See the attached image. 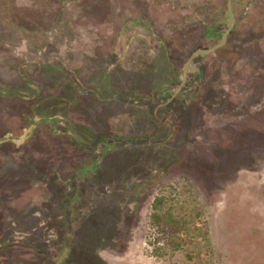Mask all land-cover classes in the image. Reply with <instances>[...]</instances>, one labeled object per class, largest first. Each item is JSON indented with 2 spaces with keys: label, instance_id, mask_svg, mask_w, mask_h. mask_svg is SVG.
I'll use <instances>...</instances> for the list:
<instances>
[{
  "label": "rangeland",
  "instance_id": "374dc122",
  "mask_svg": "<svg viewBox=\"0 0 264 264\" xmlns=\"http://www.w3.org/2000/svg\"><path fill=\"white\" fill-rule=\"evenodd\" d=\"M168 184L211 264H264V0H0V262L45 264L20 226L70 246L100 214L103 264H166L147 232Z\"/></svg>",
  "mask_w": 264,
  "mask_h": 264
},
{
  "label": "trees",
  "instance_id": "16d2710c",
  "mask_svg": "<svg viewBox=\"0 0 264 264\" xmlns=\"http://www.w3.org/2000/svg\"><path fill=\"white\" fill-rule=\"evenodd\" d=\"M53 107V104H47L46 108L53 109ZM42 116L41 112L34 110L35 123H38ZM107 147L106 144L98 147V158L102 157V151ZM189 193H191L189 190H184L180 186L168 184L158 191L150 205L147 244L151 248V254L164 260L166 264H196L197 262L211 264L213 247L208 238L207 222L202 219L205 214L195 195L189 196ZM97 194L99 197L94 204L97 205L96 209L103 208L101 205H109L107 202L99 203L100 195L105 197L106 193L100 194L99 191ZM106 211L99 213L104 214ZM38 215L45 217L42 213ZM94 215L89 217L92 220H87L75 227L74 233L77 238H74L70 246L69 242L58 234L55 235L57 240L53 242L51 229L53 226L46 224L45 220V224L42 222L38 224V227L29 229L26 227V230L22 224L23 228L20 227L24 229L25 234L20 231H10L7 238L26 244L23 237L25 235L33 237L36 250L44 258L45 264H103L97 255L98 246L104 242V237L98 229L101 226L102 217L100 214ZM199 219L203 222L202 226L196 225ZM74 226L73 224L72 227Z\"/></svg>",
  "mask_w": 264,
  "mask_h": 264
}]
</instances>
